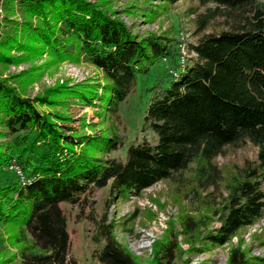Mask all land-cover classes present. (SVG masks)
I'll return each instance as SVG.
<instances>
[{
  "label": "trees",
  "instance_id": "16d2710c",
  "mask_svg": "<svg viewBox=\"0 0 264 264\" xmlns=\"http://www.w3.org/2000/svg\"><path fill=\"white\" fill-rule=\"evenodd\" d=\"M158 1L154 5L164 10L175 0ZM189 1L203 6L189 9L201 34L193 46L197 55L179 67L171 26L162 33L134 34L104 0H1L2 24L9 26L0 35V64L44 54L49 63L84 60L102 72V82L58 84L46 89L47 97L22 95L0 77V166L14 161L28 179L0 183V222L7 237L20 242V264H76L67 256L69 236L60 202L77 205L82 213L92 188L107 186L108 204L158 179L178 181L197 160L194 180L217 191L221 172L214 157L225 145L248 141L256 146L255 158L245 160L236 177L224 182L220 224L208 239L221 244L264 213V0ZM151 7L145 9L147 19L156 13ZM15 12L19 20L10 17ZM217 14L229 22L202 32ZM162 58L170 71L145 87L149 96L142 120L156 141L151 144L144 136L130 141L124 160L106 156L123 144L115 124L108 133L65 132L66 114L35 105L52 104L49 96L57 93L73 95L80 103L96 99L114 123L120 122L119 103L135 91L138 75L148 74ZM92 222L91 239L103 240L91 253L100 264H137L114 238L104 215ZM174 242L155 244V264H173ZM246 263L239 248L229 250L225 264Z\"/></svg>",
  "mask_w": 264,
  "mask_h": 264
},
{
  "label": "rangeland",
  "instance_id": "374dc122",
  "mask_svg": "<svg viewBox=\"0 0 264 264\" xmlns=\"http://www.w3.org/2000/svg\"><path fill=\"white\" fill-rule=\"evenodd\" d=\"M94 1V0H90ZM105 5L115 9L117 15L127 25L132 33L144 35L147 32L162 33L168 28L176 42L177 56L188 61L197 55L193 46L201 34L194 25V13H189L191 7L197 11L203 10L202 5L195 1L175 0L162 10L158 0H104ZM211 4V3H208ZM0 0V35L9 24L3 23L5 9ZM154 7V17L147 19L146 10ZM151 7V8H153ZM10 17L20 19L18 12ZM230 19H224L219 14L211 24L202 30H216L220 25L225 26ZM21 54V51H11ZM24 54V53H22ZM26 56V55H24ZM21 56L17 62L0 64V77L14 86L22 95L47 97V88L63 84L73 86L84 82H102V72L95 65L80 60L71 62L62 60L49 63L44 54L31 57ZM170 71L167 59L162 58L153 64L146 75H138L135 91L119 103L120 122H113L112 117L103 106L97 103H80L73 95L49 96L52 104L35 102L39 110L66 114L69 119L65 132L73 130L77 134L105 131L110 132L112 124L123 136V144L117 149L110 150L106 156L125 159L126 146L130 141H137L142 136L154 144L156 134L143 124L145 102L149 92L145 87L165 76ZM62 88V87H59ZM99 91V88H97ZM1 139V137H0ZM256 146L248 141L238 147L223 146L220 153L214 157V163L221 172L218 190L213 185L203 187L194 180L195 162H190L182 172L178 181L158 179L142 188L138 194L128 193L126 197L115 196L106 204L107 186L92 188L86 194L83 212L79 213L78 206L64 201L60 207L66 217V227L69 236L67 256L73 258L76 264H100L92 249L102 245L103 240L94 242L90 235L94 230L92 219L105 216L112 224L114 238L124 246L134 257L137 264H155L154 246L160 241L173 240V264H225L231 248H239L247 259L246 264H264V213L252 223L237 228L230 237L221 244L210 241L209 235L215 233L220 224V206L222 196L226 195L223 188L225 181L236 177L237 169L245 160L255 158ZM14 161L7 166H0V183L18 182L23 184L28 179L16 172ZM22 171V170H21ZM194 174V175H193ZM85 214V215H84ZM86 214L91 217L85 218ZM186 221H190L187 224ZM188 226L190 228L188 229ZM20 242L7 237L0 222V264H20L16 254Z\"/></svg>",
  "mask_w": 264,
  "mask_h": 264
},
{
  "label": "built area",
  "instance_id": "2783aa9c",
  "mask_svg": "<svg viewBox=\"0 0 264 264\" xmlns=\"http://www.w3.org/2000/svg\"><path fill=\"white\" fill-rule=\"evenodd\" d=\"M178 66L180 67V66H182L183 64H184V60H183V58L180 56V57H178ZM173 72V74H175L176 72L175 71H172ZM14 168L16 169V172L17 173H20V175L22 176V178H23V175H22V171H21V169L19 168V166L18 165H14Z\"/></svg>",
  "mask_w": 264,
  "mask_h": 264
}]
</instances>
